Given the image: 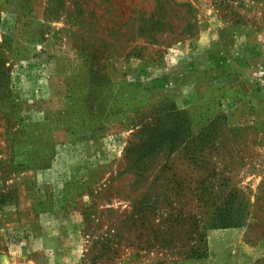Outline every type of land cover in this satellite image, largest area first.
<instances>
[{"label": "rangeland", "instance_id": "rangeland-1", "mask_svg": "<svg viewBox=\"0 0 264 264\" xmlns=\"http://www.w3.org/2000/svg\"><path fill=\"white\" fill-rule=\"evenodd\" d=\"M175 2L153 31L156 0H0V264H96L141 205L169 239L107 264H264V0ZM172 106L191 129L136 160Z\"/></svg>", "mask_w": 264, "mask_h": 264}, {"label": "trees", "instance_id": "trees-1", "mask_svg": "<svg viewBox=\"0 0 264 264\" xmlns=\"http://www.w3.org/2000/svg\"><path fill=\"white\" fill-rule=\"evenodd\" d=\"M188 5L189 3H177L175 0H156V5L150 10L142 6L138 9L141 12L139 16V19L141 20L139 29L146 30V27H150L153 28L154 31L156 27L158 28L159 26L165 25L167 21H165L161 9L170 6L183 7ZM187 19L186 28L190 30L196 24L197 20L195 16H192L191 14L187 17ZM148 41L151 43L157 42L152 40ZM191 124V117L188 109H179L173 106L168 108L165 107L161 110L158 121L150 127L147 135L141 143L140 149L135 151L138 155L136 160L140 161L145 157L153 156L160 151L164 145H169L170 149L173 150V148L181 143L183 138L187 135L188 131L191 129ZM141 131H144V127ZM130 153H132V151L129 149V155ZM142 210L141 205V207H135L131 213H123L121 226L112 228L109 227L107 231H105V234H108V236L101 235L99 238L100 240H98V245H100L101 248L98 251V255L95 257L96 264L109 263V260L113 256L119 254L124 247L136 244L142 245V242L144 241L148 242L147 245H152V240L169 239V235H165H167L170 228L164 227L163 224L157 227L153 220L156 213H142ZM221 210L222 211H218V213H222V215H224L222 219H220L221 221L216 223L218 217H213V221L210 223V226L234 227L243 224V218L234 217V214H232L234 211L232 209ZM173 218L179 222L182 219H185L184 216H180V213L176 214ZM109 234L111 236H109ZM199 235L202 239L205 238V234L200 233ZM112 237L114 240L119 237L116 239L117 241H115L116 243L114 244H111ZM203 246L204 247L191 246L189 247L188 252L193 257L203 256L208 251L207 241L204 240ZM108 252H110V254Z\"/></svg>", "mask_w": 264, "mask_h": 264}]
</instances>
